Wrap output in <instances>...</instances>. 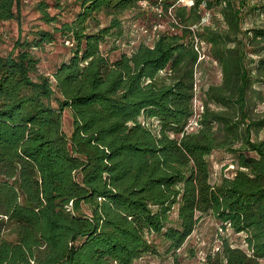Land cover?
Returning a JSON list of instances; mask_svg holds the SVG:
<instances>
[{
	"label": "trees",
	"instance_id": "16d2710c",
	"mask_svg": "<svg viewBox=\"0 0 264 264\" xmlns=\"http://www.w3.org/2000/svg\"><path fill=\"white\" fill-rule=\"evenodd\" d=\"M143 1L54 0L55 14L41 1L53 28L0 54V264H136L158 253L157 239L182 264L179 250L207 217L246 234L248 248L225 239L206 264H263L264 0H156L177 31L111 60L102 44L126 38L124 17ZM21 9L0 0V24L20 23ZM58 37L71 56L49 76L35 51ZM197 38L222 81L203 93L189 131ZM215 152L232 155L236 173L213 183Z\"/></svg>",
	"mask_w": 264,
	"mask_h": 264
},
{
	"label": "rangeland",
	"instance_id": "374dc122",
	"mask_svg": "<svg viewBox=\"0 0 264 264\" xmlns=\"http://www.w3.org/2000/svg\"><path fill=\"white\" fill-rule=\"evenodd\" d=\"M41 1H46L51 7L54 4V0H22L21 22L18 23L17 20H11L0 24V54L2 56L16 55L18 51L15 45L19 39L31 40L33 38L32 32L38 29L50 30L53 28L51 25H46L40 20V14L36 8ZM155 1H144L145 4L142 6V12L128 13L124 17V28L127 34L124 40L107 38L102 44V50L109 54L111 60H116L124 52H131L141 42H146L149 45L154 44L157 36L151 33L145 35L141 31L145 28L150 30L155 24L160 23L163 25V29L159 35L166 31H177L172 28L173 19L171 15L159 16V9H156L155 5H152V2ZM191 1L179 0L181 5L187 6H189ZM76 11L77 9L69 14H65L64 21L74 19ZM50 12L55 14L57 11L52 7ZM99 19L101 21V27L108 24V19L104 15H100ZM203 19H205L204 24L210 23V12H206ZM250 25L251 23L248 24V26ZM90 26V30L97 29V25L93 21L90 22ZM71 48V42H64L62 38L58 37L56 43L48 44L43 50L35 51L37 57L40 59V71L52 76L58 65L69 59L71 56ZM201 50L204 54V59L201 61L203 63L201 68H198L196 72L195 116L188 126L189 131L197 128L196 123L203 110V93L211 84H220L222 81V73L219 65L212 60L210 55V46L204 43ZM263 89L264 86H262ZM256 112L264 114V103H258ZM64 129L68 134H71L72 119L70 113L67 111L64 113ZM260 138L264 139V130L260 133ZM209 162L211 164V181L213 183L219 182L225 176L233 177L236 173L234 157L230 154L215 152L210 156ZM246 237V234H236L229 228L222 230L220 223L211 217H207L188 238L183 248L179 250V260L182 264H206L208 255L217 252L225 239L233 246L247 250ZM156 244L158 253L146 255L137 261L136 264H175L172 254L166 252V246L159 239L156 240Z\"/></svg>",
	"mask_w": 264,
	"mask_h": 264
},
{
	"label": "built area",
	"instance_id": "2783aa9c",
	"mask_svg": "<svg viewBox=\"0 0 264 264\" xmlns=\"http://www.w3.org/2000/svg\"><path fill=\"white\" fill-rule=\"evenodd\" d=\"M144 1L141 2V5L144 6ZM194 5V0H192L189 4V6H193ZM156 9H159V16L162 17L163 15V9L161 6H158V7H155ZM161 9V10H160ZM170 14L172 16V8L170 9ZM205 23V19L202 20V24ZM163 29V25L160 24V23H157L155 24L150 30L148 28H145L144 30H141L145 35H148V34H154V36H159V33L162 31ZM205 42L201 41L200 39H196L195 42H194V49L196 50V52L198 53V56H199V60L198 62L200 63L203 59H204V54L202 53V45L204 44ZM192 122V121H191ZM197 124V123H196Z\"/></svg>",
	"mask_w": 264,
	"mask_h": 264
}]
</instances>
